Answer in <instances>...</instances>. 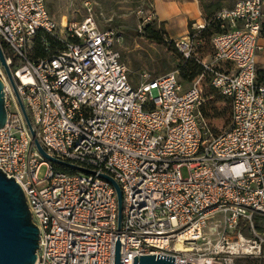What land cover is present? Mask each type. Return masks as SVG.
Here are the masks:
<instances>
[{
  "label": "built area",
  "instance_id": "2783aa9c",
  "mask_svg": "<svg viewBox=\"0 0 264 264\" xmlns=\"http://www.w3.org/2000/svg\"><path fill=\"white\" fill-rule=\"evenodd\" d=\"M263 9L264 0L219 9L208 62L196 47L206 22L176 40L182 56L202 66L184 87L177 71L130 81L116 34L91 16L62 25L47 0H0V45L15 86L0 71V170L20 185L38 228L34 264H113L117 242L119 264L145 254L173 264L264 261V232L254 228L264 217V83L256 66ZM39 31L58 42L45 43V56L33 55ZM204 74L230 102L229 125L216 135L198 109ZM18 98L44 151L84 170L38 152ZM102 174L119 186L120 218Z\"/></svg>",
  "mask_w": 264,
  "mask_h": 264
},
{
  "label": "rangeland",
  "instance_id": "374dc122",
  "mask_svg": "<svg viewBox=\"0 0 264 264\" xmlns=\"http://www.w3.org/2000/svg\"><path fill=\"white\" fill-rule=\"evenodd\" d=\"M154 0H47L48 8L53 16L65 20L68 23L79 22L91 16L100 29H111L118 40L115 42V49L119 52L121 60L128 70L130 81L136 83L144 75L155 77L170 71H177L184 87L197 78L201 72L190 77L189 66L186 59L176 49L175 41L166 34L163 42H156L147 37L145 27L151 24L156 29H162V24L157 21L153 13ZM212 7L206 11V25L204 32L196 36L197 58L208 62L212 50L210 37L218 31L213 24V15L217 10ZM152 19L145 21L148 14ZM193 32V27L190 25ZM34 43V42H33ZM4 48V47H3ZM4 53L8 52L4 48ZM198 60L195 62L200 64ZM0 71L5 75L0 64ZM202 99L199 104V112L204 119L208 130L216 135L225 130L229 125L230 104L226 98L221 97L210 85L209 75L204 74L201 79ZM203 112L207 117L203 116ZM45 167L38 171V178H42ZM182 175L186 173L182 170ZM44 183L40 185L43 187ZM254 228L258 233L264 232V217L256 218ZM236 264H264V261L251 259H237Z\"/></svg>",
  "mask_w": 264,
  "mask_h": 264
},
{
  "label": "water",
  "instance_id": "95a60500",
  "mask_svg": "<svg viewBox=\"0 0 264 264\" xmlns=\"http://www.w3.org/2000/svg\"><path fill=\"white\" fill-rule=\"evenodd\" d=\"M0 64L15 92L14 81L6 63L0 45ZM3 81L0 78V127L6 122V109L4 105ZM22 113L31 131L32 140L38 152L46 159L68 167L84 170L58 160L47 154L36 138L26 111L18 98ZM103 178L111 183L117 195L118 218L121 213V192L112 177L102 174ZM38 249V228L32 223L30 212L20 185L10 176L9 178L0 170V264H34ZM119 243L114 249V263L119 264ZM95 264V261H93ZM132 264H173V257L159 254L138 255L132 258Z\"/></svg>",
  "mask_w": 264,
  "mask_h": 264
},
{
  "label": "crops",
  "instance_id": "0c3cea01",
  "mask_svg": "<svg viewBox=\"0 0 264 264\" xmlns=\"http://www.w3.org/2000/svg\"><path fill=\"white\" fill-rule=\"evenodd\" d=\"M237 0H154L153 13L170 39L178 40L187 36L189 26L194 23L206 22V11L229 8ZM216 11V12H217ZM264 29V9L262 16ZM262 32V31H261ZM260 50L256 57L257 70L264 69V36L259 38Z\"/></svg>",
  "mask_w": 264,
  "mask_h": 264
},
{
  "label": "trees",
  "instance_id": "16d2710c",
  "mask_svg": "<svg viewBox=\"0 0 264 264\" xmlns=\"http://www.w3.org/2000/svg\"><path fill=\"white\" fill-rule=\"evenodd\" d=\"M212 20H213V24H215L217 26L218 31H221V28L219 26V22L214 20V19H212ZM206 27L207 26H205L204 29L201 30V33L204 32ZM218 31H216V32H218ZM261 31H262L261 35L264 36V29H262ZM190 32H191V30L189 28V33ZM145 33H146L148 38H150L151 40L156 41V42H163L164 36L166 35V32L163 28L162 29L161 28L156 29L151 24H149L148 26L145 27ZM33 42H34L33 43V55L34 56H45V55H47V51L45 50V43H48L49 46H51V47H54L58 44V42L56 41V39L54 37H52L51 35L43 32V31H39L36 34ZM195 61L196 60L193 58L186 59V63L189 66V70H190L189 76L191 78L198 75L200 72H202L201 64H197ZM257 79L259 82L264 83V69L257 70ZM221 97H223V96H221ZM228 102H229V100H228ZM229 104H230V102H229ZM203 116L207 117V114L205 112H203ZM229 121H230V119H229Z\"/></svg>",
  "mask_w": 264,
  "mask_h": 264
},
{
  "label": "bare ground",
  "instance_id": "6f19581e",
  "mask_svg": "<svg viewBox=\"0 0 264 264\" xmlns=\"http://www.w3.org/2000/svg\"><path fill=\"white\" fill-rule=\"evenodd\" d=\"M62 23V22H61ZM64 23H62V25H63Z\"/></svg>",
  "mask_w": 264,
  "mask_h": 264
}]
</instances>
